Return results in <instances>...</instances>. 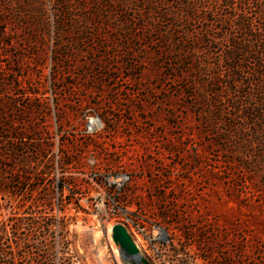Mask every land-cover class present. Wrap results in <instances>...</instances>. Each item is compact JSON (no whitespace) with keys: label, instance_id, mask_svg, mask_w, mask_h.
I'll list each match as a JSON object with an SVG mask.
<instances>
[{"label":"rangeland","instance_id":"374dc122","mask_svg":"<svg viewBox=\"0 0 264 264\" xmlns=\"http://www.w3.org/2000/svg\"><path fill=\"white\" fill-rule=\"evenodd\" d=\"M183 3L0 0V221L21 264H131L117 223L149 264H264V147L240 125L264 98L210 96L222 52L203 45L210 10L261 21Z\"/></svg>","mask_w":264,"mask_h":264},{"label":"trees","instance_id":"16d2710c","mask_svg":"<svg viewBox=\"0 0 264 264\" xmlns=\"http://www.w3.org/2000/svg\"><path fill=\"white\" fill-rule=\"evenodd\" d=\"M173 1L179 2V7L187 10L186 15H190L188 17L192 16L188 12L193 9L191 3L185 4L183 0ZM241 4H252L253 13L258 15L261 21L258 30L254 29L252 21L248 19V13L241 15L235 7L227 6L224 10L206 12V32L203 40L204 48L208 52L216 48L222 52L221 58L211 65L209 73L205 76L208 92L216 98H233V104L237 103L236 107L242 104L243 99L246 103L247 98H264V7L261 0H241ZM202 39L200 38V41ZM240 125L243 131L249 129L254 143L264 147V104L262 107L256 105L248 108ZM252 141L245 139L242 143L246 145ZM26 165L23 164V167ZM42 203L47 205L49 201L43 200ZM8 223H11L10 228ZM50 227L48 223L41 224L45 231ZM19 231L20 225L14 218L0 221V264H21L16 254L25 249L28 242L26 238L19 236ZM67 264L73 262L69 260Z\"/></svg>","mask_w":264,"mask_h":264},{"label":"water","instance_id":"95a60500","mask_svg":"<svg viewBox=\"0 0 264 264\" xmlns=\"http://www.w3.org/2000/svg\"><path fill=\"white\" fill-rule=\"evenodd\" d=\"M112 239L126 258H139L138 263L132 261L131 264H149L122 223L113 226Z\"/></svg>","mask_w":264,"mask_h":264},{"label":"bare ground","instance_id":"6f19581e","mask_svg":"<svg viewBox=\"0 0 264 264\" xmlns=\"http://www.w3.org/2000/svg\"><path fill=\"white\" fill-rule=\"evenodd\" d=\"M112 228H113V226H110L109 227V234L111 233V231H112ZM135 241V244L137 245V247L141 250V254H143V252H142V247L140 246V243H139V241H137V240H134ZM116 252L119 254V255H121V257L127 262V261H135V262H139V258H124V256H123V254L121 253V252H119V251H117L116 250Z\"/></svg>","mask_w":264,"mask_h":264}]
</instances>
